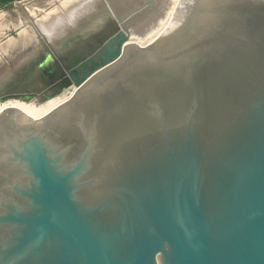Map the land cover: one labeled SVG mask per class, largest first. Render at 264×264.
Returning a JSON list of instances; mask_svg holds the SVG:
<instances>
[{"label": "water", "instance_id": "1", "mask_svg": "<svg viewBox=\"0 0 264 264\" xmlns=\"http://www.w3.org/2000/svg\"><path fill=\"white\" fill-rule=\"evenodd\" d=\"M0 264H264V0H109L5 82Z\"/></svg>", "mask_w": 264, "mask_h": 264}, {"label": "rangeland", "instance_id": "2", "mask_svg": "<svg viewBox=\"0 0 264 264\" xmlns=\"http://www.w3.org/2000/svg\"><path fill=\"white\" fill-rule=\"evenodd\" d=\"M77 1L6 0L3 3L0 0V87L9 80L26 75L31 63L45 56L37 51L38 46L46 53L54 49L39 33L50 42L58 41L60 34L72 23L82 20L98 7L97 0Z\"/></svg>", "mask_w": 264, "mask_h": 264}, {"label": "bare ground", "instance_id": "3", "mask_svg": "<svg viewBox=\"0 0 264 264\" xmlns=\"http://www.w3.org/2000/svg\"><path fill=\"white\" fill-rule=\"evenodd\" d=\"M77 1V0H76ZM82 1H84V0H82ZM78 2V1H77ZM85 3V2H84ZM97 3H98V7L97 8H100L102 5H104V4H108L109 3V0H97ZM76 4H78V3H76ZM71 5V4H70ZM75 5V4H74ZM79 7V6H78ZM65 9V8H64ZM70 9V8H69ZM83 9V8H82ZM82 9L80 10V11H82ZM79 13H81V12H79ZM89 13V12H88ZM87 13V14H88ZM77 14V13H76ZM51 15V14H50ZM52 16V15H51ZM80 16V15H79ZM68 17H70V16H68ZM76 17H78V16H76ZM83 18V17H82ZM54 19V18H53ZM63 19V18H62ZM65 19V18H64ZM70 19H72V18H70ZM75 19V18H74ZM76 20V19H75ZM57 21V20H56ZM54 22V24H55V21H53ZM52 22V23H53ZM56 23H58V22H56ZM61 23V22H60ZM64 23V22H63ZM55 26H58L57 24H55ZM54 27V26H53ZM51 29H52V27H51ZM39 33V32H38ZM43 38H45L48 42H49V44L51 45V46H53L54 48L55 47H57V44H58V41H55L54 40V42H50L47 38H46V36H44V34L43 33H39ZM58 35V34H57ZM59 40V39H58ZM40 53H44V55H46L47 53H46V51H44V49L42 50V51H39Z\"/></svg>", "mask_w": 264, "mask_h": 264}, {"label": "flooded vegetation", "instance_id": "4", "mask_svg": "<svg viewBox=\"0 0 264 264\" xmlns=\"http://www.w3.org/2000/svg\"><path fill=\"white\" fill-rule=\"evenodd\" d=\"M97 43H98V42H97ZM97 43H96V44H97ZM42 50H43L42 47H40V46L37 47V51H38V52H39V51H42ZM56 63H57V64H56ZM56 63H55V62H52V63L50 64L49 68H50V69H56V65L62 66V65L60 64V62H58V60L56 61ZM55 82H56V81H51V82H49V83L47 84V87H50V86L54 85ZM46 91H49V89H47Z\"/></svg>", "mask_w": 264, "mask_h": 264}, {"label": "trees", "instance_id": "5", "mask_svg": "<svg viewBox=\"0 0 264 264\" xmlns=\"http://www.w3.org/2000/svg\"><path fill=\"white\" fill-rule=\"evenodd\" d=\"M3 3H6V0H2Z\"/></svg>", "mask_w": 264, "mask_h": 264}]
</instances>
